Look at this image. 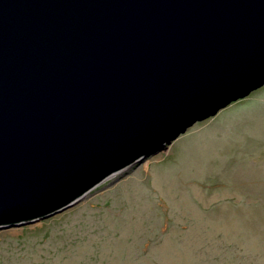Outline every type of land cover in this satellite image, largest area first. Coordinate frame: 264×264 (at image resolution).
I'll return each instance as SVG.
<instances>
[{
  "label": "water",
  "instance_id": "obj_1",
  "mask_svg": "<svg viewBox=\"0 0 264 264\" xmlns=\"http://www.w3.org/2000/svg\"><path fill=\"white\" fill-rule=\"evenodd\" d=\"M263 84L264 0H0V230Z\"/></svg>",
  "mask_w": 264,
  "mask_h": 264
},
{
  "label": "rangeland",
  "instance_id": "obj_2",
  "mask_svg": "<svg viewBox=\"0 0 264 264\" xmlns=\"http://www.w3.org/2000/svg\"><path fill=\"white\" fill-rule=\"evenodd\" d=\"M254 87L72 207L0 230V264H264V84Z\"/></svg>",
  "mask_w": 264,
  "mask_h": 264
}]
</instances>
